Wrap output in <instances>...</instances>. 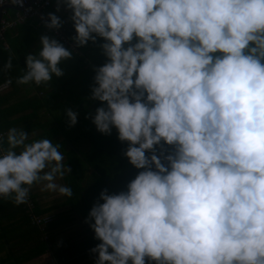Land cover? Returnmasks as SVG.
Listing matches in <instances>:
<instances>
[{"label":"clouds","instance_id":"clouds-1","mask_svg":"<svg viewBox=\"0 0 264 264\" xmlns=\"http://www.w3.org/2000/svg\"><path fill=\"white\" fill-rule=\"evenodd\" d=\"M60 2L77 47L106 41L91 99L107 107L93 123L105 135L116 128L128 162L143 169L126 192L103 190L85 220L101 241L90 250L96 264H264V0ZM48 20L61 27L55 14ZM40 43L18 84L63 75L71 51L48 36ZM66 115L74 126L77 114ZM6 135L0 198L26 204L37 183L72 196L56 183L71 171L60 145L27 143L15 127ZM162 141L174 154L155 153Z\"/></svg>","mask_w":264,"mask_h":264},{"label":"trees","instance_id":"trees-1","mask_svg":"<svg viewBox=\"0 0 264 264\" xmlns=\"http://www.w3.org/2000/svg\"><path fill=\"white\" fill-rule=\"evenodd\" d=\"M51 1L44 11L46 15L52 14ZM8 14L12 17L14 11L8 10ZM70 16L72 11L65 16L57 17L61 22L59 30L63 32L71 46H64L54 35L45 32L44 27L38 26L35 19H26L3 33L0 40V83L10 79L11 84L0 93V138L3 140L0 148L7 149L6 134L10 128H20L28 134L43 130L41 135L35 138L36 141L51 139L54 144L60 145L59 151L64 155L65 167L71 169L61 178L63 186L72 190L71 197L63 196L65 204L80 212L86 220L93 205L103 203L99 200L103 190L107 189L109 195L126 192L127 185L143 169H135L128 162L125 156L128 142H121L118 139L116 128H111L110 134L105 135L98 132L93 123L96 109L107 107L106 103L91 99L92 89L96 87L94 83L96 69L108 62L100 48L106 41L97 37L96 46H92V42L89 41L85 46L77 47L72 39L76 32L72 27V20H69ZM40 35L57 40L71 51V58L60 61L58 68L62 69L63 75L60 77L53 75L47 84L39 86L34 82L18 84L17 80L26 70V64L24 65L22 61L29 55L31 44ZM135 43L134 38L132 44ZM9 58L12 68L5 72L4 65ZM56 83L59 89L54 90ZM57 99L62 100L63 104L77 114L74 126H69L67 111L63 112V107L55 112L54 105L57 104ZM42 120L44 124H34L43 122ZM34 141L28 137L27 143ZM174 150L175 146L165 145L163 141L160 145L154 146L158 156L161 152L164 155L174 154ZM146 155L151 153L146 152ZM161 159L164 163L163 158ZM28 201L29 206L16 205L10 198H0V264H26L47 252H50L53 264H96L98 256L92 257L90 250L100 244V240L90 237L86 243L76 242L71 245L55 242L50 237L54 223L49 209L40 208L31 190ZM47 215L51 222L42 228L31 221L32 217ZM90 223L93 221H89ZM92 231L89 229V233ZM91 235L95 236V233ZM80 245H84L85 252L89 251L92 257L88 258L89 262L78 261L83 258L78 257L76 253L82 247ZM145 264L155 262L145 258Z\"/></svg>","mask_w":264,"mask_h":264},{"label":"crops","instance_id":"crops-1","mask_svg":"<svg viewBox=\"0 0 264 264\" xmlns=\"http://www.w3.org/2000/svg\"><path fill=\"white\" fill-rule=\"evenodd\" d=\"M58 7H59V11H57ZM50 9H51L52 14H55L56 16H63V15L65 16L69 13V11H71L70 9H67L66 5L63 4L62 2H60V0H52ZM8 10H10V9H8ZM69 20H71V19H69ZM72 27L74 28V25ZM42 36H45V35H40L37 38V40L31 44V46L29 48V55H31V54H37L38 55V53L42 50V46L40 43V39ZM75 36H76V33L74 34V37ZM72 39H73V37H72ZM96 44L92 43V46H96ZM25 61H26V59H24L22 61V63H24V65L26 64ZM66 92L67 91H65L64 94H66ZM62 105H65V104H62ZM54 106H56V104ZM63 108H64L63 109L64 111L62 110L63 112L70 110L69 106H67V105L63 106ZM39 123L44 124V121L43 122H40V121L35 122L34 124L36 125ZM41 132H42L41 130H37L33 133H29L28 137H29V139H32V141H34V140L36 141L35 138L39 137L41 135ZM66 175H67V173H66ZM56 183L58 185L63 186L62 179L59 177L56 179ZM42 188H43L42 183L34 184L31 188V192H32L33 196L35 197L36 201L38 202V205L40 206V208L49 209V214L53 218L52 223H54V230L50 233V237H52L55 242H60V243H64L67 245H71L72 243L74 244L76 242H80V240H78V238H75V235H77V237H78V232H80L81 233L80 236H81L84 234L82 232L85 230H86L85 233H87V232L89 233V229H91L89 227V223H86L87 224L86 226H88L89 229L86 228V229L81 230L80 224H83L82 221L83 222L85 221V219L82 220L83 217H82L81 213L78 212L77 210H73L68 205H66L65 201L63 199V196L58 194V191L57 192L46 191V190H42ZM74 226H76L77 229H74ZM84 226H85V224H84ZM72 227L74 230L72 229ZM91 233H93V231L90 232V234ZM33 260L27 262L26 264H29ZM49 264H52L51 261L49 262Z\"/></svg>","mask_w":264,"mask_h":264},{"label":"built area","instance_id":"built-area-1","mask_svg":"<svg viewBox=\"0 0 264 264\" xmlns=\"http://www.w3.org/2000/svg\"><path fill=\"white\" fill-rule=\"evenodd\" d=\"M50 1L51 0H22V6H18L15 0H0V40L2 39L3 33L15 27L16 24L26 19H35L38 26L44 27L45 32L54 35V37L64 45L71 46L62 31L59 29H48L46 27L49 20L48 15H46L44 11L49 6ZM8 9L14 11L12 17L8 14ZM0 85H3V83H0ZM8 87L9 85L7 87H0V93L5 91ZM26 206H29V201L26 203ZM31 221L34 225L42 228L51 222V218L48 215L36 216L32 217ZM47 254L50 256V252H47Z\"/></svg>","mask_w":264,"mask_h":264},{"label":"rangeland","instance_id":"rangeland-1","mask_svg":"<svg viewBox=\"0 0 264 264\" xmlns=\"http://www.w3.org/2000/svg\"><path fill=\"white\" fill-rule=\"evenodd\" d=\"M55 85V88H54V90H57V89H59V85H57V84H54ZM60 101H61V103H60ZM57 104H56V106H55V112H56V110L58 111H60L61 110V108L63 107V102H62V100H60V99H57ZM60 118V117H59ZM42 132H43V130H42ZM59 194V193H58ZM60 196V195H59ZM82 220H84V218H82ZM82 223L83 224H80V229L82 230V229H89V227L88 226H86L87 224L85 223V221L83 222L82 221ZM84 224H85V226H84ZM84 227V228H83ZM72 229H73V227H72ZM74 229H77L76 228V226H74ZM73 229V230H74ZM86 231V230H85ZM85 231H81L82 233H84L85 234ZM80 232H78V237H77V235H75V238H78V240H80V242H79V244L81 243V244H83V243H86L87 241H89V238L91 237V238H95V236L94 235H91L90 233H86V235H81L80 236ZM83 236V237H82ZM87 240V241H86ZM80 246H82L81 248H79L77 251H76V253L78 254V257H83L82 259H80V260H78L80 263H81V261L82 260H85V261H88L89 262V259L90 258H92V257H96V256H98V253H92V257H91V255H89V251H87V252H85V250L83 249L84 248V245H80ZM88 256V257H87ZM89 258V259H88ZM51 261V258H50V256L47 254V253H45V254H43L42 256H40V257H38V258H35L32 262H30L29 264H49V262Z\"/></svg>","mask_w":264,"mask_h":264}]
</instances>
